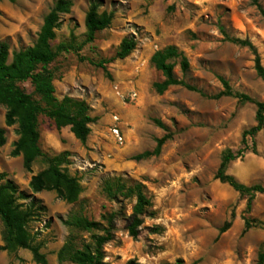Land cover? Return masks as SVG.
<instances>
[{
    "label": "rangeland",
    "instance_id": "374dc122",
    "mask_svg": "<svg viewBox=\"0 0 264 264\" xmlns=\"http://www.w3.org/2000/svg\"><path fill=\"white\" fill-rule=\"evenodd\" d=\"M58 0H0V43L10 51L26 49L37 41L45 17ZM71 12L61 16L53 47L65 45L50 66L55 74V96L84 100L97 121L85 144L70 129L57 130L41 116L40 146L55 156L69 153L63 166L81 185L77 202L69 204L53 191L34 194L32 177L47 164L38 160L31 171L23 157H13L18 125L6 124V107L0 105V128L6 144L0 147V173L44 208L28 225L33 242L47 264H60L58 252L73 236L77 248L91 245L92 233L72 229V215L106 224L117 213L114 239L105 245L107 264H257L264 248V231H244V216L264 223V195H258L250 213L247 197L216 179L223 155L245 147L243 133L256 125L257 107L233 97L217 96L225 79L236 93L264 102V82L255 71L253 53L227 41L250 40L264 66V20L252 0H102V11L113 12L111 26L86 44L85 17L92 0H70ZM264 7V0H260ZM135 37L137 47L125 60H115L124 38ZM175 46L190 62L178 79L198 89L170 87L163 94L154 88L163 75L151 63L153 54ZM107 61L109 76L93 64ZM21 86L33 93L27 82ZM137 98L133 99L132 94ZM114 116L126 137L117 143L111 132ZM159 121L161 126L155 122ZM170 135L161 154L141 161L134 156L153 151L157 140ZM256 144L257 153L252 150ZM228 173L248 186H264V128ZM125 185V193L118 185ZM141 185L149 204L137 239L127 230L137 202L128 189ZM23 202V201H22ZM24 203L28 204L29 201ZM231 228L220 235L225 222ZM0 221V246L3 244ZM0 264H36L32 253L20 249L0 252ZM70 264V263H65Z\"/></svg>",
    "mask_w": 264,
    "mask_h": 264
},
{
    "label": "trees",
    "instance_id": "16d2710c",
    "mask_svg": "<svg viewBox=\"0 0 264 264\" xmlns=\"http://www.w3.org/2000/svg\"><path fill=\"white\" fill-rule=\"evenodd\" d=\"M13 1V0H11ZM260 16L264 20V7L260 0H252ZM73 4L70 0H58L53 9L45 17L43 26L37 41L26 49L10 51L7 42L0 43V105L6 107V124L8 126L18 125L19 138L12 151L13 157H23L24 167L31 171L32 166L38 160H43L47 168L34 175L30 181V189L34 194L44 191H53L59 198L69 204L78 201L81 194V185L76 177H72L63 168L68 163L69 153L63 152L59 155L50 156L43 152L40 146V117L44 116L53 121L57 130L69 128L74 137L85 144L91 134V125L97 119L91 116V108L84 100H78L65 96L59 100L55 96L54 79L55 74L50 66L56 61L62 51H66L65 45L53 47L56 39V30L60 27L61 16L71 12ZM102 0H92L85 17L86 44L96 40L97 34L107 30L114 19L113 12L102 11ZM222 34L227 41L248 48L254 55L255 71L264 82V66L257 47L248 39L231 38L222 29ZM137 41L135 37L124 38L120 44L115 60H125L135 51ZM108 76L107 61L94 63ZM153 66L162 73L163 80L156 82L154 88L158 94H163L170 87L183 86L189 91L199 92L197 88L187 84L184 80L175 76L174 70L177 64L181 71L187 75L190 71V62L186 55L175 46H167L156 51L152 58ZM29 82L33 87V93H28L21 84ZM224 90L217 96L233 97L241 102L254 103L257 107L256 125L243 133L242 143L244 148L224 153L216 179L230 186L242 197H247V212L250 213L253 202L258 195H264V186H248L241 183L237 178L228 173L229 165L243 157L249 148L248 138L254 139L264 128V102L255 101L246 94L236 93L232 90L225 79H221ZM157 122L160 126L161 123ZM171 138L166 135L157 140L153 151H146L133 157L141 161L161 154L163 145ZM6 144L5 130L0 128V147ZM252 150L257 153L254 142ZM118 191L125 193V185L119 184ZM128 194L136 195L137 202L133 208L132 215L128 218L127 230L129 235L137 239L140 227L144 223L149 201L142 190L141 185L128 189ZM23 201V202H22ZM29 201L28 204L24 203ZM40 201L33 196L21 191L14 181L10 180L5 173H0V221L3 225V244L0 252L14 253L20 249L32 253L36 264H47L46 256L41 253V248L35 245L28 230L29 223L43 211ZM244 231L247 233L253 228H261L264 231V223L244 216ZM117 213H112L106 224L98 221L88 220L85 217L72 215L65 224L72 229L92 233V244L77 248L73 236L65 243L58 252L60 264H107L105 262V245L114 239L116 232ZM232 226L231 221L225 222L220 229V235L226 233ZM128 264H138L130 261ZM171 264H184L179 259ZM257 264H264V248L258 255Z\"/></svg>",
    "mask_w": 264,
    "mask_h": 264
},
{
    "label": "built area",
    "instance_id": "2783aa9c",
    "mask_svg": "<svg viewBox=\"0 0 264 264\" xmlns=\"http://www.w3.org/2000/svg\"><path fill=\"white\" fill-rule=\"evenodd\" d=\"M132 98L133 99L137 98V94L136 93L132 94ZM111 132H112L113 136L115 137L118 144H120V145L125 144L126 137H125V134L122 130L121 125L119 124V117L118 116H114V125L111 128Z\"/></svg>",
    "mask_w": 264,
    "mask_h": 264
}]
</instances>
